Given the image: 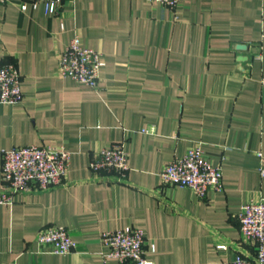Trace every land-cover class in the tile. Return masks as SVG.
Instances as JSON below:
<instances>
[{"label":"crops","instance_id":"0c3cea01","mask_svg":"<svg viewBox=\"0 0 264 264\" xmlns=\"http://www.w3.org/2000/svg\"><path fill=\"white\" fill-rule=\"evenodd\" d=\"M74 36L102 53L96 89L57 73ZM9 63L23 98L0 103V152L61 146L70 164L68 185L0 202V264H102L101 233L127 226L143 230L145 257L156 264L254 255L236 215L264 198V0H180L174 9L149 0H62L53 13L40 1L8 0L0 4V65ZM120 142L125 181L95 180L90 161ZM195 144L222 169V190L204 198L159 178ZM1 163L0 153V196ZM49 225L65 226L75 248L41 247L35 237Z\"/></svg>","mask_w":264,"mask_h":264},{"label":"built area","instance_id":"2783aa9c","mask_svg":"<svg viewBox=\"0 0 264 264\" xmlns=\"http://www.w3.org/2000/svg\"><path fill=\"white\" fill-rule=\"evenodd\" d=\"M8 0H0V4ZM44 3L47 12H56L62 0H32ZM162 7L174 9L180 0H149ZM26 4L20 5L25 10ZM105 64L102 53L92 49L77 36L70 39L59 54L57 73L93 89L98 87L100 69ZM20 75L13 64L0 65V103L16 104L22 101ZM1 182L6 192L0 202L11 203L15 193L42 191L69 184L67 173L70 153L61 146L26 145L1 150ZM260 156V153H257ZM89 168L95 180L109 179L115 183L125 181L128 170V152L122 142L98 151ZM264 176V169L260 168ZM159 178L167 187L189 189L199 198L209 190L223 188L222 169L208 161L200 144L189 147L186 152L163 165ZM243 240L255 243L252 257L237 255L230 264H264V198L244 202L236 215ZM36 242L51 253L67 254L75 248L71 232L63 225H49L40 229ZM99 241L102 245V264L114 259L118 264H156L145 257V235L142 229L127 226L123 229L104 231ZM219 249L226 248L220 244Z\"/></svg>","mask_w":264,"mask_h":264},{"label":"water","instance_id":"95a60500","mask_svg":"<svg viewBox=\"0 0 264 264\" xmlns=\"http://www.w3.org/2000/svg\"><path fill=\"white\" fill-rule=\"evenodd\" d=\"M238 47H239L240 49H245V48H246L245 45H243V44H239ZM244 58H245V57H242L243 60H244Z\"/></svg>","mask_w":264,"mask_h":264}]
</instances>
